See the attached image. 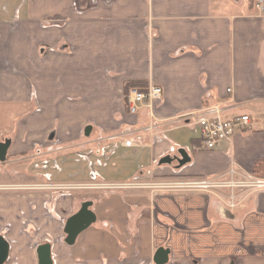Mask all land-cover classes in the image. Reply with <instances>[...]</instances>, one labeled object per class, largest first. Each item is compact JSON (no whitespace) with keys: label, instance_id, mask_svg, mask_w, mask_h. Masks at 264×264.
Segmentation results:
<instances>
[{"label":"crops","instance_id":"0c3cea01","mask_svg":"<svg viewBox=\"0 0 264 264\" xmlns=\"http://www.w3.org/2000/svg\"><path fill=\"white\" fill-rule=\"evenodd\" d=\"M258 2L0 0V113L12 117L9 128L0 117V136L12 138L11 164H0V234L10 263L39 264L49 243L53 264H157L160 248L169 250L162 264H264V189L235 188L244 192L230 209L228 187L171 186L264 177ZM137 81L162 97L131 114ZM213 104L252 124L204 149L186 115ZM181 149L184 165L161 163ZM21 161L31 163L11 166ZM84 201L97 221L69 245L66 220Z\"/></svg>","mask_w":264,"mask_h":264},{"label":"built area","instance_id":"2783aa9c","mask_svg":"<svg viewBox=\"0 0 264 264\" xmlns=\"http://www.w3.org/2000/svg\"><path fill=\"white\" fill-rule=\"evenodd\" d=\"M263 1L260 0L257 6L263 9ZM231 90V89H229ZM162 97V87L157 85L149 86L147 90H142L138 87H132L126 94L128 103V109L131 114H136L142 106H148L154 108V105ZM224 106L220 104L208 105L200 110L192 112L186 115V119L199 129L200 139L204 149H214L216 146L223 141L231 140L237 131L243 130L252 124V118L250 114L243 113L232 118L223 117ZM125 135V134H124ZM131 139H125L124 144L127 146L132 145ZM231 175L235 173V170L231 169L229 172ZM134 183L128 184H108V187H132ZM83 186V185H82ZM172 187L189 188L198 191H210L218 187H228L231 192L227 195H223L222 203L230 209H235L239 205L240 197L242 192L246 189L256 188L264 189V177H253L248 176L239 180H221V179H210L202 178L192 180L189 182L176 183L171 185ZM39 187H43L39 185ZM73 187L68 184H54L50 185L49 188L53 189H67ZM162 187H170L165 184ZM235 188H242L244 191L237 192ZM221 196V195H220Z\"/></svg>","mask_w":264,"mask_h":264},{"label":"water","instance_id":"95a60500","mask_svg":"<svg viewBox=\"0 0 264 264\" xmlns=\"http://www.w3.org/2000/svg\"><path fill=\"white\" fill-rule=\"evenodd\" d=\"M91 127L86 128L88 134ZM12 143V138L8 137L4 141L0 140V162L3 163L7 160L9 148ZM182 157L165 156L162 158L161 163H171L176 159L180 166L184 165L190 160V157L184 149L179 151ZM92 201L82 202L78 211L72 214L65 223L64 232L66 234L65 242L69 245H73L78 236L97 221L96 213L90 208ZM10 254V243L8 240L0 234V264H12L8 261ZM169 250L160 248L154 258L157 264H162L168 260ZM39 264H53L51 255V245L49 243L40 244L38 248Z\"/></svg>","mask_w":264,"mask_h":264},{"label":"flooded vegetation","instance_id":"af4514ba","mask_svg":"<svg viewBox=\"0 0 264 264\" xmlns=\"http://www.w3.org/2000/svg\"><path fill=\"white\" fill-rule=\"evenodd\" d=\"M6 138H8V137L5 136V137L2 138L0 136V140L1 141H4ZM34 150H35V152H34L33 158L35 159V156L36 157L39 156V154L37 153V147L35 145H34ZM0 164H5V165L11 164V154L9 152H8V155H7V160L5 162H3V163L0 162ZM32 164L33 165L35 164V160L32 161ZM39 185H41V184H37L36 183V184L26 185V184H23V183H19V184L14 185V189H24L26 187H31V188L37 189V188H39ZM6 187L8 188V186H4V185L0 184V189H5Z\"/></svg>","mask_w":264,"mask_h":264},{"label":"rangeland","instance_id":"374dc122","mask_svg":"<svg viewBox=\"0 0 264 264\" xmlns=\"http://www.w3.org/2000/svg\"><path fill=\"white\" fill-rule=\"evenodd\" d=\"M0 117H1V121H3L4 122V124L6 125V124H8L9 123V121L12 119V117L11 116H9L8 114H5V113H0ZM7 126V125H6ZM7 128H9L8 126H7ZM2 138H3V136H1ZM32 162V161H31ZM30 161H21V162H18V163H13L11 166L12 167H14V168H16V169H20V168H22L24 165H26V163L27 164H29V163H31ZM231 179V178H230ZM230 179H226V180H230ZM17 260L20 262L21 260H22V257L20 256V255H18L17 257ZM11 262H14V257L12 258V260H11Z\"/></svg>","mask_w":264,"mask_h":264},{"label":"trees","instance_id":"16d2710c","mask_svg":"<svg viewBox=\"0 0 264 264\" xmlns=\"http://www.w3.org/2000/svg\"><path fill=\"white\" fill-rule=\"evenodd\" d=\"M136 86H138L142 90H147L148 89V87L144 84V82H140V81L129 83L128 84V89H130L132 87H136Z\"/></svg>","mask_w":264,"mask_h":264}]
</instances>
